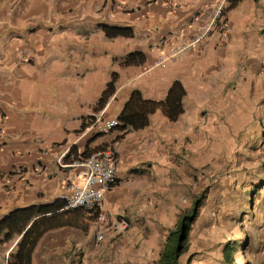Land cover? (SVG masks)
<instances>
[{"label": "crops", "instance_id": "obj_1", "mask_svg": "<svg viewBox=\"0 0 264 264\" xmlns=\"http://www.w3.org/2000/svg\"><path fill=\"white\" fill-rule=\"evenodd\" d=\"M220 4L222 16L198 47L156 65L204 29ZM228 4L0 0V219L16 208L54 202L66 182L79 179L75 161L95 148L111 145L117 158V180L101 206L110 222L100 223L98 212L84 210L77 225L42 235L31 264H154L158 237L141 232L157 226L149 216L154 176L138 169L154 142L151 133L182 136L201 131V121L210 119L227 127L238 114L264 125V0ZM102 24L130 26L134 34L109 37ZM132 51L144 52L146 62L121 65ZM114 71L119 79L104 106L108 118L117 117L133 89L164 99L176 79L186 89L183 113L172 121L159 109L149 125L123 135L120 129L90 128ZM169 123H178V132L166 131ZM5 234L0 264H8L21 237Z\"/></svg>", "mask_w": 264, "mask_h": 264}, {"label": "rangeland", "instance_id": "obj_2", "mask_svg": "<svg viewBox=\"0 0 264 264\" xmlns=\"http://www.w3.org/2000/svg\"><path fill=\"white\" fill-rule=\"evenodd\" d=\"M236 120L227 127L202 120L201 131L182 136L151 133L154 142L138 169L154 176L149 216L157 226L141 227L158 237L154 264L196 198L201 206L178 264H264V125L239 114ZM178 125L169 123L166 131L178 132Z\"/></svg>", "mask_w": 264, "mask_h": 264}, {"label": "trees", "instance_id": "obj_3", "mask_svg": "<svg viewBox=\"0 0 264 264\" xmlns=\"http://www.w3.org/2000/svg\"><path fill=\"white\" fill-rule=\"evenodd\" d=\"M240 0H228L227 8L234 7ZM109 37L132 36L130 26L102 24ZM147 57L142 51H132L120 64L123 66L142 65ZM119 79L114 71L98 101L96 110L102 109L116 91ZM186 89L180 79L171 84L164 99L145 98L139 89H133L123 108L117 115L118 125L114 129L130 131L146 127L150 124L151 115L161 109L172 121L177 120L184 111L183 99ZM201 199L196 198L192 208L178 220L176 227L170 230L160 251L157 264H178L180 256L189 249V237L192 224L197 218ZM84 209L65 208V202L57 198L49 204H31L16 208L0 219V236L10 239L14 235L21 236L16 249L10 253L8 264H31L34 249L42 235L53 228L62 225H77V219Z\"/></svg>", "mask_w": 264, "mask_h": 264}, {"label": "built area", "instance_id": "obj_4", "mask_svg": "<svg viewBox=\"0 0 264 264\" xmlns=\"http://www.w3.org/2000/svg\"><path fill=\"white\" fill-rule=\"evenodd\" d=\"M223 7L224 5L220 4L204 29H198L191 37L179 44L171 55L161 57L156 65H162L173 58L183 57L188 50L198 47L222 16ZM106 110L107 108L103 107L91 113L90 128L108 132L118 125L117 117L108 118ZM74 165L80 167L79 179L66 182L58 198L65 202L66 208L98 212V221L106 225L110 220L101 210V206L106 194L117 180V158L113 146L95 148L88 155L76 160ZM98 238H103L102 232L98 234Z\"/></svg>", "mask_w": 264, "mask_h": 264}]
</instances>
